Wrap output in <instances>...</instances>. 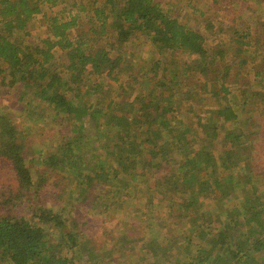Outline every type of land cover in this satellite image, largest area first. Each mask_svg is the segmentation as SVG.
<instances>
[{"label": "trees", "instance_id": "16d2710c", "mask_svg": "<svg viewBox=\"0 0 264 264\" xmlns=\"http://www.w3.org/2000/svg\"><path fill=\"white\" fill-rule=\"evenodd\" d=\"M177 1L74 0L60 18L43 11L56 0H0V264H112L125 251L264 264V160L251 154L264 132L245 108L264 104V31L244 0L184 22L190 0ZM140 38L147 60L124 52ZM42 137L49 147L32 148ZM116 209L138 223L108 257L87 212Z\"/></svg>", "mask_w": 264, "mask_h": 264}, {"label": "rangeland", "instance_id": "374dc122", "mask_svg": "<svg viewBox=\"0 0 264 264\" xmlns=\"http://www.w3.org/2000/svg\"><path fill=\"white\" fill-rule=\"evenodd\" d=\"M77 1V0H75ZM183 1V0H182ZM214 0H190V4L186 5L188 7H185L183 10V18H181V20L184 22L185 21V16H190L192 17L194 15V10H200L201 12H205L206 15H209V9L213 8L211 6L218 5L215 2H213ZM246 3H250V4H245V8L242 9L243 11V17H246V23L248 24V26H250L253 30L258 32L259 38H261L263 36V31H264V0H244ZM71 2H74V0H56L55 5L49 7L46 6L44 7V13H48V14H52V15H56L59 16L60 18H62L63 16L66 17V12H68L69 10H72L73 13H75V9H71ZM174 2H178L177 0H174ZM258 2V10H256V6L253 4H257ZM259 15V18L261 19V22H257L256 18ZM40 16H37L35 18H39ZM40 23V21H38ZM38 22H35V26H34V30L36 33L42 32L43 28H40V25ZM189 24L191 26L193 25H197L194 21H189ZM42 27V26H41ZM85 29V28H84ZM199 30H202V28H198ZM104 39V37H103ZM223 40L225 41V38H223ZM102 43V41H101ZM131 42H129L127 45V47L124 49L127 54L131 53V54H138L143 58L142 60H147L146 58H149L150 56V52H151V48L148 44H146V41L143 40L142 38H140L138 44H130ZM137 45V46H136ZM56 57L59 56V52L56 51L55 52ZM256 61L260 62L259 60H262V62L264 63V58H262L263 53L260 52L259 54L256 53ZM156 58V56L154 55L152 57ZM140 59V58H139ZM139 59H134L132 58L133 64L135 65V62H139ZM256 62V63H257ZM251 78V77H250ZM123 80H127L126 77L122 78ZM250 81V88L253 91H259L261 88H259L258 83H256L255 81H252V79H249ZM242 83V80L239 81V84ZM240 86L242 87L243 85L240 84ZM137 92V90H135V88L132 87V91L131 94L132 96L135 95V93ZM237 100H235L234 104L235 106H237V104L239 105V102H241V99L238 98V102H236ZM259 101H254V104L249 107L248 105L245 107L247 109H249L250 116L253 117L252 121H250V128L254 127V126H258L262 131V133L264 132V119L262 116L257 115L256 113H258V111L262 112V110L264 109V104H259ZM249 107V108H248ZM245 108L243 107L242 109L245 111ZM239 109V107H238ZM240 112V111H239ZM247 113V111H246ZM248 114V113H247ZM247 114H242V117L245 116L247 117ZM262 117V119H261ZM228 127L230 128H234L233 126L229 125L226 127V129H228ZM225 129V130H226ZM33 133V132H32ZM31 133V134H32ZM37 138L35 139H30L29 143L31 145H33L37 150H44L45 147H49V146H45V144H43V142L46 140V138ZM257 143V140H256ZM260 148L257 147H253L251 148L252 151V156H254L253 161L257 162L259 160H264V154L261 155L260 152ZM260 153V156H259ZM82 207V206H81ZM58 210V208H56ZM71 209V208H70ZM70 209H67L68 211H70ZM140 209V208H139ZM91 215V219L95 218V220L93 219V221L96 223L94 224L93 222L91 223L90 221L87 223V228L89 229V232L91 234V243H93L95 249L94 251L98 252L100 254L99 249L101 248V251H104V253L108 254L107 256L109 257V255H113L115 253V249H114V241L119 238V236H121V234H129V232H131L132 230L136 229L137 223L138 221L136 220V218L134 217V215H132L131 213H127L125 211L116 209V210H111L110 212H108L107 214H97L96 212H93L92 210H89L87 212V216ZM100 215V216H98ZM85 220V217H81L80 221ZM100 221L102 222L101 224ZM138 249V244H135V250ZM114 250V253H113ZM128 254V251H125V254L123 256H120V254L118 255L117 253H115V258H118L117 261L111 262L112 264H145V263H150L151 264V260L152 259H146L145 257H143L142 255L140 256L138 253L133 254V256L131 257H126V255ZM123 257V258H122ZM143 257V258H142ZM80 258H74V262H76L77 260H79ZM147 260V261H144ZM145 262V263H144ZM76 264H81V263H76Z\"/></svg>", "mask_w": 264, "mask_h": 264}]
</instances>
